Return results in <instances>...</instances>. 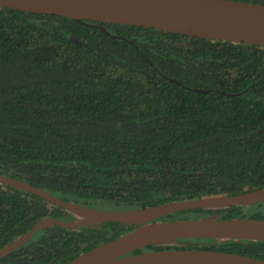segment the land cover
Listing matches in <instances>:
<instances>
[{
	"label": "trees",
	"instance_id": "trees-1",
	"mask_svg": "<svg viewBox=\"0 0 264 264\" xmlns=\"http://www.w3.org/2000/svg\"><path fill=\"white\" fill-rule=\"evenodd\" d=\"M0 174L106 210L260 189L264 47L0 9ZM212 216L264 220V203L162 220ZM48 217L76 219L0 184V249ZM136 228H42L0 264H65ZM148 250L264 260V242L244 240H179L133 254Z\"/></svg>",
	"mask_w": 264,
	"mask_h": 264
},
{
	"label": "water",
	"instance_id": "water-1",
	"mask_svg": "<svg viewBox=\"0 0 264 264\" xmlns=\"http://www.w3.org/2000/svg\"><path fill=\"white\" fill-rule=\"evenodd\" d=\"M0 9L53 15L78 23L92 21L140 27L192 38L264 47V5L234 0H0ZM0 184L36 195L76 218L74 221L49 217L40 220L26 235L1 248L0 259L23 247L42 228L59 226L79 230L98 224L119 223L137 228L65 264H264V260L240 254L205 250H148L133 254L149 246L175 245L179 240L264 242V220H227L216 216L162 220L196 209L258 205L264 203V187L235 196L220 194L138 210H106L64 201L2 174Z\"/></svg>",
	"mask_w": 264,
	"mask_h": 264
}]
</instances>
